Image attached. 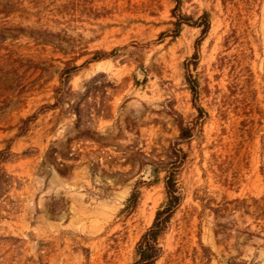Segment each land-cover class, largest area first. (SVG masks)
I'll use <instances>...</instances> for the list:
<instances>
[{
	"label": "rangeland",
	"instance_id": "374dc122",
	"mask_svg": "<svg viewBox=\"0 0 264 264\" xmlns=\"http://www.w3.org/2000/svg\"><path fill=\"white\" fill-rule=\"evenodd\" d=\"M176 5L0 0V151L14 154L1 164L0 264H131L169 177L180 202L157 264H264V238L215 234L226 202L264 199V0H183L209 29L173 37ZM67 63L83 66L65 86ZM60 85L62 109L17 137ZM47 153L72 166L66 175L39 168ZM238 228L256 231L249 216Z\"/></svg>",
	"mask_w": 264,
	"mask_h": 264
},
{
	"label": "trees",
	"instance_id": "16d2710c",
	"mask_svg": "<svg viewBox=\"0 0 264 264\" xmlns=\"http://www.w3.org/2000/svg\"><path fill=\"white\" fill-rule=\"evenodd\" d=\"M177 5L172 10V16L175 19L172 22L173 25V37H177L184 25H197L202 28V33L206 34L209 29L208 15L204 14L201 16V22L194 21L193 18L187 16L182 12L181 5L183 0H176ZM102 59L101 53L96 52L95 57L91 61H98ZM83 66V65H82ZM82 66L70 65L67 63L66 67L62 70L61 76V85H69L70 76L75 71ZM60 85V86H61ZM195 89V88H192ZM66 87H58L55 90V103L52 105H43L38 112L21 118L19 123L16 126L18 131L17 137H24L29 134L32 130V125L36 121L39 114L44 113L48 110H61L64 95L66 94ZM181 127V140H186L190 138V130L186 129L183 124ZM31 154V152H28ZM29 154V155H30ZM14 154L11 152V146H8L4 150L0 151V193L3 191V188L6 187L7 182L9 181L10 176L6 173L5 169L1 166L5 160L9 159ZM58 154H56L57 156ZM72 166H68L63 162H58V158L54 159L45 154L42 158L39 168L44 169H55L59 174L66 175L67 169H71ZM147 182L139 181L133 185V190L131 195L125 202V206L122 210L123 213H131L138 205L141 189ZM166 193L167 200L163 206H161L156 212L152 226L141 236L139 242L136 245L135 249V260L131 264H157L159 258L163 254V248L160 245L162 237L166 234L171 218L175 213L176 207L180 202V195L176 192L175 182L172 177H169L166 182ZM58 205L54 206L51 210V213L61 212V208H57ZM235 214H239L238 219L235 217ZM247 216L253 219V224L256 227V231L249 232L248 229L240 230L238 228L239 221L244 220ZM221 218L228 220L225 223L218 222L215 226L218 228L215 232L216 236L221 235L222 240L227 241L232 236V233H237V237L241 235H246L247 239H251L255 236L264 238V199L260 198H251V199H236L230 202H226L222 205L216 216V219L219 221ZM226 264H257L255 261H241L236 262L227 260Z\"/></svg>",
	"mask_w": 264,
	"mask_h": 264
}]
</instances>
